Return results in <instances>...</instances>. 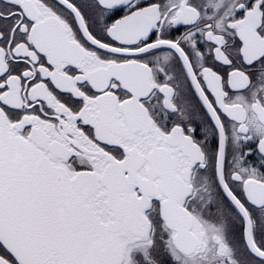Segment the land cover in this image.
I'll return each instance as SVG.
<instances>
[{"label": "snow or ice", "instance_id": "1", "mask_svg": "<svg viewBox=\"0 0 264 264\" xmlns=\"http://www.w3.org/2000/svg\"><path fill=\"white\" fill-rule=\"evenodd\" d=\"M0 264H264V0H0Z\"/></svg>", "mask_w": 264, "mask_h": 264}]
</instances>
